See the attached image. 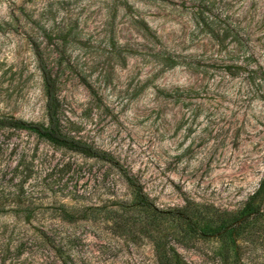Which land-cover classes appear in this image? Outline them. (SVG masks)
Listing matches in <instances>:
<instances>
[{
  "label": "rangeland",
  "instance_id": "rangeland-1",
  "mask_svg": "<svg viewBox=\"0 0 264 264\" xmlns=\"http://www.w3.org/2000/svg\"><path fill=\"white\" fill-rule=\"evenodd\" d=\"M31 42L64 133L164 213L240 216L264 175V0H0V123H47ZM134 198L110 164L0 124V264H58L45 239L71 264H159ZM159 223L187 264H232L219 238ZM247 231L235 263L264 264V217Z\"/></svg>",
  "mask_w": 264,
  "mask_h": 264
},
{
  "label": "trees",
  "instance_id": "trees-1",
  "mask_svg": "<svg viewBox=\"0 0 264 264\" xmlns=\"http://www.w3.org/2000/svg\"><path fill=\"white\" fill-rule=\"evenodd\" d=\"M31 44L33 45L34 55L37 59L38 67L41 71L44 83L46 93L45 108L47 123L43 124L23 122L19 120H4L0 123L1 126L7 129L13 128L32 133L54 146L64 148L88 158L106 162L115 168L119 174L123 176L126 183L133 188L135 198L131 207H137L148 213L146 229L150 232L156 231V235H152L151 238L154 253L159 264H187L181 258L176 248L167 241L168 237L175 238L176 236H179V233L175 229H171L172 231L166 232L164 227L160 228L159 225L161 224L159 223L157 228L155 226V229L151 230V224H157V219L162 218L166 222L170 216L175 218L178 224L181 223L184 226L183 236L188 240L195 235L202 238L212 236L219 238L223 243L222 249L226 253L232 254L233 259L231 263L234 264L238 260V240L243 237L242 234H249L247 233V230L256 223H260V220L264 217V212H262L258 206H255L257 201L264 198V175L260 180L257 189L246 202L240 216L215 213H209L206 216H202L199 212L196 213L195 211L194 213L188 214L185 210H181L176 213H164L156 209L141 192V189L135 184L132 177L112 156L104 151L98 150L86 141L63 132L62 121L60 118V102L57 96L56 79L48 68L47 57L44 55L40 47L33 42H31ZM236 68V66H228L227 70H235ZM263 236L261 238H264ZM45 241L54 251L58 264H71V255L67 253L66 247L55 246L48 239H45Z\"/></svg>",
  "mask_w": 264,
  "mask_h": 264
}]
</instances>
